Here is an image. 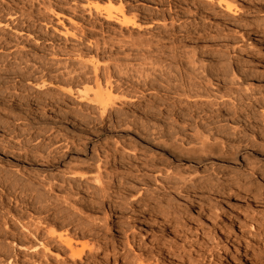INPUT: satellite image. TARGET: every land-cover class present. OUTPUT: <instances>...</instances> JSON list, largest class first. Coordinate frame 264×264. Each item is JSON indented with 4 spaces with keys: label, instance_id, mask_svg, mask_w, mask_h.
<instances>
[{
    "label": "rangeland",
    "instance_id": "obj_1",
    "mask_svg": "<svg viewBox=\"0 0 264 264\" xmlns=\"http://www.w3.org/2000/svg\"><path fill=\"white\" fill-rule=\"evenodd\" d=\"M105 1L0 0V247L70 264L53 230L87 245L75 264H264V110L260 140L213 99L240 65L264 97V0H121L127 27L88 9ZM95 80L115 89L104 113L76 92Z\"/></svg>",
    "mask_w": 264,
    "mask_h": 264
},
{
    "label": "bare ground",
    "instance_id": "obj_2",
    "mask_svg": "<svg viewBox=\"0 0 264 264\" xmlns=\"http://www.w3.org/2000/svg\"><path fill=\"white\" fill-rule=\"evenodd\" d=\"M201 1L202 2L204 1L208 5L216 6L220 10V12L228 16L237 15V7L235 5L236 0H201ZM88 6H89L88 8L89 10L93 9L97 13L102 11L103 17L107 21L115 22L124 27L134 25V22H132L133 21L132 18L126 15L121 0H106L103 5H99L97 2L95 3L88 2ZM238 68L240 70L238 69V74L234 73V76H237L238 78L237 81L239 82H241L240 80L243 78L252 77V78H249L250 80L254 78H259V75H257V73H255L253 69L246 67V65L244 66L240 65ZM213 74L215 75V79H214L215 90L213 94V97H214L213 99L215 100L214 101L215 106L219 107L223 105H228L232 109V115L236 117L237 119H241L242 121L241 127L243 126V128L239 132L237 131L238 134H241V132L245 130H249L254 135L258 133L260 135L258 136V138H260L261 140L262 139L261 134H260L261 132L258 131L257 123L255 121V112L256 110H259V109L264 110V97H261V96L258 97L259 94L253 93V87H251L252 86L251 84H250L251 86L249 85L246 88H241L238 85L239 83L233 77L232 79H230L228 86H227L226 80L224 77H222V74H220L218 71H215ZM44 82L45 81H41V84H40L41 87L45 85ZM188 85L191 86V83H188ZM79 86H81V89H79V87L76 88V92L80 95V97L89 99L94 105L98 107V109L102 113L106 112L108 108L114 106V100H115L114 90L115 89H113L111 85L109 84L103 85L99 83L97 80H95V81L82 82L80 83ZM190 86L187 88L188 90L186 91L188 93V96L198 97L200 94L197 91L190 89ZM233 86H236V87L232 88ZM37 89L43 90L42 88H37ZM67 90L71 92V88H68ZM128 99L135 101L139 99V97L133 94ZM261 117L264 119V113H262ZM236 139L238 140V138ZM206 140H207L206 137H203L200 139V143H199L200 151L201 149H204V150L210 149V151L211 149H213L211 152L213 151L218 152V153L225 152V147L223 143L218 142L216 140L215 141L212 140V142L207 143ZM232 142L233 143L230 145V152L228 153L229 156L233 154L232 153L233 150L240 148L239 141L237 142L236 140H233ZM165 145H166L167 150L170 151V153L172 152L175 156H177L178 154V153H175L176 148L183 149L187 152L198 151V149L195 147L185 149L182 147V145H175L172 143H165ZM263 147L264 145H261V148ZM229 177L231 178V180H234L235 178L233 174L229 175ZM229 181L230 180H226V182L228 183ZM248 194L249 193H245V195H248ZM48 235L52 239V241L55 239L56 242L60 244V246L56 247L55 250L57 252L55 254L56 255L60 253L67 254V256L69 257L71 261L70 264H75L76 262L75 259L80 260L83 254L85 253V250L87 249V245L85 243H80L79 248L78 247L75 248L76 247L74 246L75 243H73L66 234H61V233L55 234V231L50 230L48 231ZM49 243L50 242L47 241L45 242V245H44L43 243L40 242L38 245H35L34 247H30L28 250H30L29 253L32 259L34 258L35 255L44 256L50 253L51 249L47 247V244ZM235 246H236V249H234V252H237V250L242 249V246H239V247H237L238 245H235ZM3 247H0V264H18V262H15V261L13 262V260L8 255H5V249ZM250 257H251L250 255L248 256L244 254V259L242 260L247 261ZM63 262H65V260H63ZM20 264H28V262H23V263L21 262ZM103 264H117V262L115 259H113V261L110 263L108 259H105L103 261Z\"/></svg>",
    "mask_w": 264,
    "mask_h": 264
}]
</instances>
